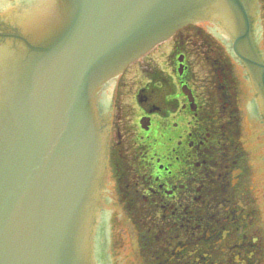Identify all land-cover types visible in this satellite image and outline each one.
I'll return each instance as SVG.
<instances>
[{
  "label": "flooded vegetation",
  "instance_id": "flooded-vegetation-1",
  "mask_svg": "<svg viewBox=\"0 0 264 264\" xmlns=\"http://www.w3.org/2000/svg\"><path fill=\"white\" fill-rule=\"evenodd\" d=\"M249 21L263 57L264 0ZM221 24L179 29L108 85L98 264H264V106Z\"/></svg>",
  "mask_w": 264,
  "mask_h": 264
},
{
  "label": "water",
  "instance_id": "water-1",
  "mask_svg": "<svg viewBox=\"0 0 264 264\" xmlns=\"http://www.w3.org/2000/svg\"><path fill=\"white\" fill-rule=\"evenodd\" d=\"M212 1L38 0V30L0 33V264H94L103 143L91 95ZM222 1L237 18L236 52L250 49L238 20L244 0ZM3 18L32 20L12 10Z\"/></svg>",
  "mask_w": 264,
  "mask_h": 264
},
{
  "label": "rangeland",
  "instance_id": "rangeland-1",
  "mask_svg": "<svg viewBox=\"0 0 264 264\" xmlns=\"http://www.w3.org/2000/svg\"><path fill=\"white\" fill-rule=\"evenodd\" d=\"M10 1H11V0H10ZM6 3H8L7 0H6V2H2V1H1V4H2V5H6ZM0 13H1V9H0ZM262 41H263V39H260V43H262ZM261 46H263V44H262ZM261 50L264 51V48H261ZM198 57H200L198 54H194V55H193V60H194V61H195V60H198Z\"/></svg>",
  "mask_w": 264,
  "mask_h": 264
}]
</instances>
